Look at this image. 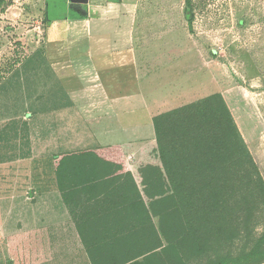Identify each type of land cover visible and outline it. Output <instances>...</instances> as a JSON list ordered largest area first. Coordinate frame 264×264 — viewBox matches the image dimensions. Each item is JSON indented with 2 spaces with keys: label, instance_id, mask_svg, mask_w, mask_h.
Here are the masks:
<instances>
[{
  "label": "rangeland",
  "instance_id": "1",
  "mask_svg": "<svg viewBox=\"0 0 264 264\" xmlns=\"http://www.w3.org/2000/svg\"><path fill=\"white\" fill-rule=\"evenodd\" d=\"M10 1L0 12V264H91L59 196L54 161L56 154L97 146L94 136L79 130V121L65 115L86 77L68 76L75 89L67 90L48 57L69 43L66 34L81 31V19L130 21L137 51L152 53L153 118L221 94L264 177V0ZM92 76L87 83L94 84ZM155 141L156 134L138 152L132 145L127 162L137 163ZM42 195L65 203L72 231L31 232L46 220L59 222L52 206L53 215L46 213L54 203L36 208ZM252 228L258 236L263 224Z\"/></svg>",
  "mask_w": 264,
  "mask_h": 264
},
{
  "label": "trees",
  "instance_id": "2",
  "mask_svg": "<svg viewBox=\"0 0 264 264\" xmlns=\"http://www.w3.org/2000/svg\"><path fill=\"white\" fill-rule=\"evenodd\" d=\"M153 123L156 141L137 163L127 162L132 144L54 157L91 264H263L264 177L223 96Z\"/></svg>",
  "mask_w": 264,
  "mask_h": 264
},
{
  "label": "crops",
  "instance_id": "3",
  "mask_svg": "<svg viewBox=\"0 0 264 264\" xmlns=\"http://www.w3.org/2000/svg\"><path fill=\"white\" fill-rule=\"evenodd\" d=\"M77 23L82 27L81 31L71 38L66 34L64 37H67L65 40L69 43L63 49L51 50L48 53L55 74L62 76L67 90L75 89L68 76L78 73L79 77H86L85 82L80 81V94L70 99L71 106L65 111V115L71 116V123H81L79 130L87 133L85 138L91 135L95 137L97 146L91 147L92 149L132 144V149L138 152L145 140L155 138L151 110L153 97L151 90L149 91L152 83L151 76H148L152 53L145 51L144 47L143 51H137L136 35L132 33L129 20L91 17L81 19ZM89 75H94V84L91 81L86 82ZM91 90L94 93H90ZM155 102L157 105L161 103L158 98ZM46 188L49 186L44 187V192ZM57 190L59 192L58 188ZM59 194L63 201L61 193ZM39 198L40 204L36 208H42V202L54 203L53 196L42 195ZM58 201V204L49 205L46 213L53 215L50 210L52 206L59 222L46 220L31 228V232L36 229L37 233L46 234L72 231L73 226L66 224V218L71 219L68 209L64 202L61 204ZM57 209L62 213L56 211ZM73 228L77 231L75 225ZM87 260L89 262V259Z\"/></svg>",
  "mask_w": 264,
  "mask_h": 264
}]
</instances>
